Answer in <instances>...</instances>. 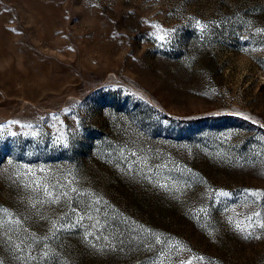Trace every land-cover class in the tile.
<instances>
[{"label":"rangeland","instance_id":"rangeland-1","mask_svg":"<svg viewBox=\"0 0 264 264\" xmlns=\"http://www.w3.org/2000/svg\"><path fill=\"white\" fill-rule=\"evenodd\" d=\"M0 264H264V0H0Z\"/></svg>","mask_w":264,"mask_h":264}]
</instances>
